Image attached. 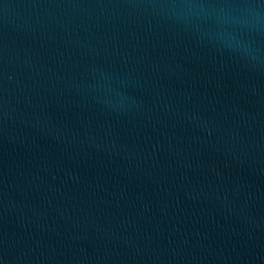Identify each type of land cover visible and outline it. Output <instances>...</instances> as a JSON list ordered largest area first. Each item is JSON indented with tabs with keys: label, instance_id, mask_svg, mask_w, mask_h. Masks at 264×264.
<instances>
[{
	"label": "water",
	"instance_id": "water-1",
	"mask_svg": "<svg viewBox=\"0 0 264 264\" xmlns=\"http://www.w3.org/2000/svg\"><path fill=\"white\" fill-rule=\"evenodd\" d=\"M0 264H264V0H0Z\"/></svg>",
	"mask_w": 264,
	"mask_h": 264
}]
</instances>
